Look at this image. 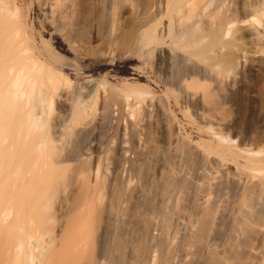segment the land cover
I'll list each match as a JSON object with an SVG mask.
<instances>
[{
  "label": "bare ground",
  "instance_id": "bare-ground-1",
  "mask_svg": "<svg viewBox=\"0 0 264 264\" xmlns=\"http://www.w3.org/2000/svg\"><path fill=\"white\" fill-rule=\"evenodd\" d=\"M19 1L0 0V264H264V145L248 147L240 129L226 133L231 123L215 106L180 123L166 92L116 88L100 77L71 85L70 76L96 67L64 63L55 44L70 52L110 40L117 49L122 25L142 0H24L40 14L37 33L47 40L23 18ZM152 1L142 7V42L170 72L169 79L160 68L154 79L178 83L187 96L193 78H185L199 69L206 76L207 68L220 75L217 89H231L241 63L239 51L231 52L237 34L258 33L245 20L251 12L236 19L231 0ZM140 68L132 72L139 78ZM92 95L103 103L119 98L107 110L105 141H88L94 154L75 141L97 134L86 99ZM53 101L61 111L50 126Z\"/></svg>",
  "mask_w": 264,
  "mask_h": 264
},
{
  "label": "rangeland",
  "instance_id": "rangeland-1",
  "mask_svg": "<svg viewBox=\"0 0 264 264\" xmlns=\"http://www.w3.org/2000/svg\"><path fill=\"white\" fill-rule=\"evenodd\" d=\"M146 1H149V0H146ZM101 2L102 1H100V5L102 4ZM141 2L139 4H142V5L141 6L139 5V6L142 9V7H144V4L146 2H145V0L144 1L142 0ZM151 2H153V1L151 0ZM243 2L246 3L247 5L246 4L244 5ZM250 3L254 6L253 7H252V5L248 6V4H250ZM253 3H254V1H253ZM253 3L251 0H246V1L245 0H242V1L241 0H231V2L229 4V7H230L229 11L230 12L229 11L228 12H229V14L235 13L234 17L236 19H245V16L248 14V12H251L250 14H248L246 16V19H245V20H248L247 21L248 27H250V28L257 27L259 29H258V33H256L257 35L255 34V35H252L251 37L249 35L248 36H242V35L237 34V38L233 44L231 52L237 53L238 51L239 52L241 51V53L243 54L242 55L241 53L238 52V55L240 54L239 56L241 57V58L239 57L241 65L239 64L238 69H239V72H241V73L239 75H238L239 72L231 73V76L234 78V81L231 83L234 86L232 84H230V87H227V89L231 88V89H229L230 91L225 88L227 90V92L225 91V94H223L224 91H221L219 88L218 89L216 88L217 84L215 82H217V80H216L217 75H218L217 72L215 70H212V72L208 73L207 68H205V63H203V62H197L200 65L202 64L203 66H199L197 64L196 65H197L198 69L200 67H201V69L203 67L205 68L206 73H207L206 76H203L205 74L199 75V74H202L204 71V70L203 71L201 70V73H198V72H200V69L198 72L195 70L196 73H198V75H195L196 73H194V74L190 73L191 76L188 74L189 77L186 75L187 77L185 79L189 78L191 80L193 78V83L186 85L187 86L186 88L188 89L187 92L189 91L187 96H184L186 94L183 93L184 90L180 87L181 85L178 86L179 85L178 83L175 84V83H173L174 81L172 82V80L166 79V78L170 77V72H169V67L167 68L164 65H162V66L160 65V64L165 62L164 60L163 61L160 60L163 57L158 56L156 54L157 52H155V51H154L155 53L150 52L148 49L149 46L146 45L144 42H142L143 34H142L141 30L143 29L142 26L145 23L144 21L146 19V15H147L146 12L147 11L146 10L144 11V9L140 10L139 6H138L139 8H137L138 10L136 9V11H135L136 13H134V15L129 20V22H126V24L124 23L122 25V28L119 32V36L122 33V35H121L122 37H118L120 39H119V44L116 45V47H118L117 49L114 48L113 45L111 46V48L109 47L110 46V40L100 42L98 40L92 39L90 42V46L87 49L82 50V51L78 50V48H74V49L70 48V52L63 51L62 49H60L62 47L61 44L56 43L55 44L57 46L56 52L59 56V59L61 61H63L64 63H69V64L80 63V64H83L87 68H90V67L91 68H94V67L97 68V69L95 68V70H85V74H83V75L88 76V77L83 76L82 78H76V76H74V75L70 76L71 85H73L76 81L79 83H80V81H82L81 83H84L87 78L91 79V77L92 78L95 77L97 80H99L97 77H100V79H102V78L106 79L107 81H109V83L111 82V84H112V82L115 84L118 82L116 85H119V86H116L114 84L116 86V88L124 85V86H133L134 88H136V90H139L140 88L144 89L143 87H146L148 89H151V91L155 90L154 92H157V93H159L160 91H162L164 93L166 92V95L169 97V100H170V112L173 115V117L180 123H183L186 119L197 120L196 114L199 111L204 110L203 108L208 107V106L209 107L215 106L217 108V109L215 108L217 110V111L216 110L215 111L219 112V114H220L219 116L226 118V120L229 119V121L231 123L230 127H227V129H225L226 133L231 134L233 131L240 129L239 133H237V135L239 134L237 136V138L238 137H244L246 134L245 137H246V143H247L248 147H255L257 145L262 146V145H264V8H263L264 3H255L256 5ZM19 5H20V13L23 15V18L26 17L27 20L29 19L28 21H32V19H33L34 23L32 22V25L34 24L33 26H35V27L31 26L33 28V31L36 28L35 32L36 33H37V31L40 32L41 29H39V28L42 25L41 16L38 13V11L36 10L34 4L30 3L28 1L21 0V1H19ZM100 5L98 6V8L96 10V17H97L96 19L98 22L100 21V23H98V24L103 25L104 21H102V18L104 15L102 14L103 11L101 10ZM99 7H100V9H99ZM250 7H252V8H250ZM257 8H260V9H257ZM233 9L235 12H233ZM248 9H250L251 11H247ZM137 12H139V13H137ZM128 15H129V13L126 12L125 16L128 17ZM140 16H141V18H139ZM137 19H138V21H137ZM165 19H167V18L164 17V20ZM37 20H39L40 22ZM131 20H133V21H131ZM135 20L137 22V24L135 23L136 26H134ZM130 22H131V24H130ZM132 22H133V24H132ZM127 25H129V26H127ZM131 25L133 27H131ZM133 28L136 30H134ZM260 28H261V31H260ZM131 30H133V33H131L132 32ZM140 33H141L142 37L140 36ZM39 34L40 33H37V36ZM40 35H43V33L41 32ZM238 35L241 37V38L239 37L240 39H238ZM88 36H90V35H88ZM43 37L46 40L49 38L46 35H43ZM136 37H137V39H136ZM138 38H139V40H138ZM131 39H133V40L131 41ZM125 40L129 41L130 44L128 42L126 43ZM135 40H138L139 42L135 41ZM108 42H109V44H108ZM121 42H122V44H120ZM125 43L128 45H125ZM124 45L127 49L124 48ZM113 48L115 49V51ZM131 48H134L133 51L136 53L132 52ZM244 48H245V50H244ZM66 49H67V47H66ZM112 49H113V52H116L115 54L112 52L113 56L117 55V56H115L116 59L113 56H110L113 58L109 57V55H111ZM147 49H148V51H147ZM129 50L131 51V52H129L130 54L134 53L133 54L134 56L133 55L130 56L131 58L133 57L132 60L128 56V55H130L128 53ZM145 50H146V53L148 52L147 53L148 55L146 53L143 54V52ZM118 51H120V52H118ZM120 53H123V54H120ZM155 54H156V56H155ZM157 57L160 59H158ZM135 58H138L137 61ZM155 58H157V59L155 60ZM110 60H112L113 63ZM158 60L161 63L155 62ZM241 60H245V61L243 62ZM93 63L96 65H94ZM164 64H167V63L165 62ZM242 64H244V65H242ZM142 65L144 66L143 69H145V67L147 65V68H149L148 70L151 69V70H153L154 73L150 72L151 70L149 72L147 71L148 72L147 73L142 69V72L145 73V76H144V73H142V72H141L142 75L140 76V78L136 75H133L132 72H135V70L138 71V69L141 70L140 66L143 67ZM154 65L157 67L156 72L154 71V68H155ZM137 66H138V68H137ZM240 66H242L243 68L242 67L240 68ZM100 67H102V69ZM132 67L133 68L136 67L137 69L132 70ZM160 68L162 69V71L164 70V77H166V78H164L165 80H163V79L161 80V78H163V76H161V77L157 76V78H155V79H154V77H156V76L153 77L154 74L156 75V73H158ZM166 68L168 70H166ZM238 69H237V71H238ZM87 71H89V72H87ZM160 71H159V73H160ZM106 73H107V75H106ZM159 73H158V75H159ZM161 73L163 74V72H161ZM212 73H214V74H212ZM210 74H212V75H210ZM233 74H235V75H233ZM108 75H110V77L112 76V78H110ZM166 75H168V77ZM192 75H195V76L193 77ZM213 75L216 77L214 78ZM236 75H238V76H236ZM209 76L213 77L214 79H212ZM218 76H220V75H218ZM159 78L161 81H164V82H166V80H167V82L169 81V84L167 82L165 84H164V82L162 83L159 80ZM77 79H79V80H77ZM123 79H126V80H123ZM189 79L187 81H190ZM236 79H237V81H235ZM120 80L124 81V82L122 83ZM152 80L157 82L156 85L154 84V82ZM213 80H215V81H213ZM94 82H95V79H94ZM170 82H172V83H170ZM158 83H160V84L158 85ZM160 85H162V87ZM163 85L164 86L167 85L168 88L164 87ZM174 85H176V86H174ZM156 86L158 87L159 90L157 89ZM163 87H164V90H166V91H163ZM204 89H207L209 91L210 96L204 97L202 95L205 92ZM219 90L222 92V96H221V92L219 93ZM190 92L194 95H192ZM188 95L190 96V98ZM197 95H200V96H197ZM201 95L203 98H201ZM206 96H207V94H206ZM86 99H88V101H89V103H88V105L90 106L89 110H90L91 114L94 115L93 122L96 121V124L98 125V127H97V125L92 122V124H94L93 126L95 127L94 128L92 126V128L95 131H97V132H95L97 134L91 132V135L93 133V134H95V136L92 135V137H94V139L91 138L92 140H90L91 136H90V134L87 136L88 133L86 132V134H84V136H81V138H78L80 140L82 139L81 141H78L77 139L75 141L78 142L77 143L78 149H79V142L84 143V144L80 143L81 148L82 147L88 148V146L90 145L92 147V148L90 147V149H91L90 151L93 152V154H94L95 153V150H94L95 147H93V146L97 145L98 143H100V144L103 143L108 136L107 134H109L108 127H109V124L112 120L108 119L109 118V116H108L109 112L107 110L111 104L118 102L115 100H119V98L114 99L113 95H112L109 97V99L106 103H103V101H101L102 97L96 96V95H92ZM129 99H130V101L136 100V96H135L134 92H131V94H129ZM204 105H205V107H203ZM206 105H208V106H206ZM60 111H61V104H59L56 101H53L52 104L47 108L46 112H47L48 117H49V125L50 126L54 123V119L60 113ZM107 116H108V118H107ZM95 117H97V118H95ZM94 119H95V121H94ZM109 120H111V121H109ZM231 121H233V122H231ZM114 125H115V122H114ZM92 128H90V130H92ZM106 128H107V131H106ZM246 129L248 130L247 131L248 133H246ZM90 130H89V132H90ZM226 130H229V131H226ZM230 130H232V132ZM243 130H244V132H243ZM98 131H100V132H98ZM240 131H242L243 134ZM98 133H99V135H98ZM155 136L158 140H160V137L162 135H160L159 132L158 133L155 132ZM234 137L236 138V135ZM85 138H87V139L83 141V139H85ZM94 140L97 143L93 142ZM88 141L89 142L91 141L95 145H93L92 143L91 144L89 143V145H88ZM100 141H102V142H100ZM100 144H98V145H100ZM37 254H38V251H34V253H33L34 257L37 256Z\"/></svg>",
  "mask_w": 264,
  "mask_h": 264
}]
</instances>
